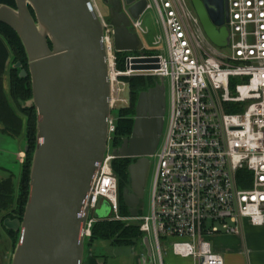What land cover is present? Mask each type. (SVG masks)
Masks as SVG:
<instances>
[{
	"label": "built area",
	"instance_id": "1",
	"mask_svg": "<svg viewBox=\"0 0 264 264\" xmlns=\"http://www.w3.org/2000/svg\"><path fill=\"white\" fill-rule=\"evenodd\" d=\"M88 1L106 47L110 114L106 155L85 199L84 241H89L94 223L121 220L108 144L122 110L115 115L117 105L130 103L120 96L128 85L124 79L146 71L168 79L170 95L161 139L150 156L155 158L150 215L140 218L139 229L154 245L158 264H171L165 258L169 252L191 264H224L209 242L212 236H235L245 226H264V0H222L227 4L223 26L228 45L221 48L206 36L193 0H146L137 20L126 1L119 0L129 31L134 29L138 39L148 34L141 23L148 9L155 10L162 30L151 43L159 48L157 54L125 57L123 71L118 54L134 51L115 50L113 27L94 0ZM138 46L146 50L140 42ZM154 65L158 69L144 70ZM100 202L109 207L104 220L92 215Z\"/></svg>",
	"mask_w": 264,
	"mask_h": 264
},
{
	"label": "water",
	"instance_id": "2",
	"mask_svg": "<svg viewBox=\"0 0 264 264\" xmlns=\"http://www.w3.org/2000/svg\"><path fill=\"white\" fill-rule=\"evenodd\" d=\"M110 6L117 52L136 51L139 39L129 31L119 0ZM137 20L146 0H124ZM16 8L0 5V23L19 37L26 52L31 80V106L37 112V146L30 167V194L22 221H5L19 230L12 264H83L84 208L90 183L107 151L109 80L106 47L99 18L88 0H14ZM202 29L216 47H226L227 4L222 0H193ZM33 12V15L30 12ZM150 61L157 62L156 59ZM20 67V65H17ZM145 69H158L157 65ZM139 93L131 135L112 151L114 159L135 160L128 166L129 187L122 192L131 220L138 218L149 157L155 153L165 124L163 79ZM106 202L98 220L109 216ZM143 261L152 264L147 238Z\"/></svg>",
	"mask_w": 264,
	"mask_h": 264
},
{
	"label": "rangeland",
	"instance_id": "3",
	"mask_svg": "<svg viewBox=\"0 0 264 264\" xmlns=\"http://www.w3.org/2000/svg\"><path fill=\"white\" fill-rule=\"evenodd\" d=\"M96 3V8L101 15V17H104L106 20L109 19V9L110 6L106 4L103 0H94ZM141 23L143 26V29H146L148 31L147 35L140 36L139 35V42L140 46L146 48L145 51H140V48H137L136 51L130 52V53H120L118 54V62L119 66L118 69L123 71L125 70L124 63L122 62L125 57H128L130 55H136V56H145V55H155L157 54V50L159 48H156L151 45L152 41L159 37L162 34V30H160V26L158 23V15H156V12L154 9H148L144 16L141 18ZM134 31V29L131 28V31ZM4 68L0 69V85L2 88V96H4V99L6 100L7 106L15 113V115L19 118V122L21 123V129L17 130L16 132H10V133H4V126L0 122V181H6L10 180V184L14 187V196H16L18 191V185L20 181V176L22 174V168L24 163L26 162V152L29 148V143L26 138V122H27V116L22 114L21 110H24L25 108L32 107L31 106V99H24L22 100L20 97H18L17 102L15 101V98L10 95V87H11V80H10V73L12 69L20 68L21 65L19 63L13 62V54L9 52L8 59L4 62ZM17 65H20V67H17ZM18 76L20 75L21 71L23 69H18ZM25 70V69H24ZM20 77V76H19ZM132 77H152L153 79H156L157 83L160 82L159 78L154 76L153 74H150L149 72L145 73H137L134 75H131ZM130 78H125L124 81L128 83V80ZM165 85V91H166V106L168 104L169 100V80L165 79L163 81ZM121 98L125 100L130 99V92H129V85L124 89L123 93H121ZM1 97V96H0ZM136 103V102H135ZM135 106V105H134ZM128 107H124L122 103H119L117 105L116 112L114 114L116 115L119 113L120 109H125ZM119 115V114H118ZM164 118L166 120V114L164 115ZM38 119V118H37ZM164 120V121H165ZM37 122V121H36ZM166 122V121H165ZM165 125V124H164ZM114 138V137H113ZM37 146V142L33 148V153L35 151V148ZM114 150L113 141H110L108 144V152L112 154V151ZM155 158L150 157L149 158V176L147 180L146 187L144 189V195L143 200L140 202L138 206V218L135 220H131L130 216L120 214L121 220L118 221L119 223H123L125 226H131V227H137L139 229V226L141 224L140 218L142 216H148L149 213V206H150V190H151V180L154 174L155 170ZM30 194V192H29ZM29 197V196H28ZM16 206L9 207L7 209H0V264H12V258L14 255V252L16 250V245L19 240L20 232L19 230H13V233L15 236L13 238L8 233L9 231H12L4 225L5 221L13 222V220H19L22 221V216H19L16 212ZM103 208V203L100 202L95 212H93V216L97 219L96 212L100 211ZM25 209V208H24ZM24 213V212H23ZM139 232L141 233V236L138 238H135L131 242V245L126 244H120L112 245L110 240L105 241H94L90 245L88 244V241L85 242V251H84V257L83 261L90 258V256L95 258H103L104 260H107L109 258L118 257L119 255H129L132 254L136 250H140V253L144 251L143 246V240L146 237V234L141 232L139 229ZM152 241V240H151ZM150 241V242H151ZM209 242L213 243V240H210ZM153 247V244H152ZM136 253V252H135ZM145 257V256H144ZM152 257V255H151ZM143 258V257H142ZM166 260H168L171 264L173 262V257L171 253L169 252L166 255Z\"/></svg>",
	"mask_w": 264,
	"mask_h": 264
},
{
	"label": "trees",
	"instance_id": "4",
	"mask_svg": "<svg viewBox=\"0 0 264 264\" xmlns=\"http://www.w3.org/2000/svg\"><path fill=\"white\" fill-rule=\"evenodd\" d=\"M0 5L16 8L14 0H0ZM33 15L32 10L30 9ZM13 54V62L19 63L21 69H25L28 72L27 56L26 52L21 44L19 37L15 32L7 25L0 23V69L4 68V62L8 59V54ZM20 68L12 69L10 73L11 87L10 95L15 98L17 102L18 97L22 100L32 99L31 95V80L29 76L24 78L18 76ZM1 82V81H0ZM1 84V83H0ZM157 84L156 79L152 77H132L128 80L130 103L128 108L122 109L120 112V118L117 121V128L114 134L113 146L117 149L125 139H128L132 132L133 118L135 115V102L139 93L146 91V89L153 87ZM2 94V88L0 85V122L5 127L4 133L16 132L21 129V123L19 118L13 111L7 106L6 100ZM21 113L27 116L26 122V138L29 143V148L26 152V162L22 168V174L18 185V191L14 196V187L10 184V180L0 181V209H7L16 206V212L21 216L24 212V208L27 205L28 196L30 192V167L33 159V148L36 144L37 133V112L34 107L25 108L21 110ZM232 112V110H230ZM132 160L129 159H114L110 164V169L117 180L118 184V199H119V214L129 216L128 209L124 205L122 199V192L125 188H128L129 174L128 166ZM92 235L87 245H90L94 241L110 240L112 245L119 246L120 244L131 245V242L141 236L139 229L131 226H125L123 223L113 220L98 221L92 225ZM13 238L15 234L13 231L8 232Z\"/></svg>",
	"mask_w": 264,
	"mask_h": 264
},
{
	"label": "crops",
	"instance_id": "5",
	"mask_svg": "<svg viewBox=\"0 0 264 264\" xmlns=\"http://www.w3.org/2000/svg\"><path fill=\"white\" fill-rule=\"evenodd\" d=\"M210 240H213L214 244L210 242L211 246L224 259V264H264V226L257 228L245 226L239 235H215ZM149 245L152 264H158L155 259V247ZM135 252L133 255L121 254L117 258L107 260L90 256L85 260L86 262L83 261V264H149V261L144 262L142 259L147 254L146 246L143 253H140V250ZM173 258L172 264H191L188 259Z\"/></svg>",
	"mask_w": 264,
	"mask_h": 264
},
{
	"label": "flooded vegetation",
	"instance_id": "6",
	"mask_svg": "<svg viewBox=\"0 0 264 264\" xmlns=\"http://www.w3.org/2000/svg\"><path fill=\"white\" fill-rule=\"evenodd\" d=\"M133 162H135V160H133L132 162H131V164L133 163ZM149 169H150V167L148 166V171H147V174H146V177H145V187H146V182H147V180H148V176H149ZM145 189V188H144Z\"/></svg>",
	"mask_w": 264,
	"mask_h": 264
}]
</instances>
